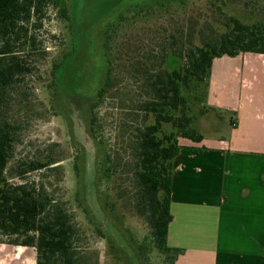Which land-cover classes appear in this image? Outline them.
I'll list each match as a JSON object with an SVG mask.
<instances>
[{"label":"rangeland","instance_id":"obj_1","mask_svg":"<svg viewBox=\"0 0 264 264\" xmlns=\"http://www.w3.org/2000/svg\"><path fill=\"white\" fill-rule=\"evenodd\" d=\"M89 1H67L69 20L58 9L46 8L42 26L32 33L35 50L25 47L32 72L12 92L7 111L18 128L11 163L48 154L56 159L51 169L32 172L25 180L41 184L70 215L83 264H168L151 246L145 221L133 207V136L145 120L139 108L150 98L149 77L164 68L165 55H183L189 46L213 40L224 31L228 17H244L246 22L264 18V0H223L217 2L219 8L210 0H91L90 18L101 16L102 23L95 34L89 35L88 27L84 35L95 36L102 46L87 59L84 51L76 55L73 36L82 34L78 18ZM62 62L56 72L54 66ZM53 71L60 78L55 89ZM106 83L99 105L91 110L97 90ZM206 89L199 85L194 91L198 98L189 97L201 134L215 117L205 106ZM217 114L229 120L228 114ZM91 116L97 140L88 132ZM107 156L105 167L111 173L101 179L96 169ZM77 162L78 176L73 168Z\"/></svg>","mask_w":264,"mask_h":264},{"label":"trees","instance_id":"obj_2","mask_svg":"<svg viewBox=\"0 0 264 264\" xmlns=\"http://www.w3.org/2000/svg\"><path fill=\"white\" fill-rule=\"evenodd\" d=\"M67 1L0 0V243L34 249L35 264H83L74 246L76 230L70 215L41 184L25 180L32 172L51 169L56 159L48 154L11 163L18 128L7 118L12 92L19 89L24 77L32 72L28 63L30 56L23 54L25 47L29 52L35 50L32 33L42 26L49 6L69 20ZM218 1L223 0H210L209 4L219 8ZM256 13L258 10L252 15ZM242 19L230 16L223 24L224 31L213 40L191 45L183 55L181 52L165 55L164 68L149 77L150 98L139 108L148 120L135 128L133 136L130 169L133 207L145 221L151 246L166 256L168 264H173L181 254V250L166 245L168 224L172 221L169 204L179 140L200 143L203 139L195 129L191 113V103L198 98L194 91L202 84L206 89L214 58L234 57L239 53L264 55V18L252 22ZM62 66L63 62L54 66V70L58 72ZM52 75L51 87L55 89L60 78L55 71ZM106 86L107 83L97 90L91 110L99 105ZM90 120L88 132L97 140L96 119L91 116ZM107 160L108 156L104 162L99 161L96 169L101 179H108L111 173L105 167ZM73 166L78 176V162ZM14 179L21 180L14 182ZM81 194L79 189L78 203ZM82 211L89 216L87 208L83 207Z\"/></svg>","mask_w":264,"mask_h":264},{"label":"crops","instance_id":"obj_3","mask_svg":"<svg viewBox=\"0 0 264 264\" xmlns=\"http://www.w3.org/2000/svg\"><path fill=\"white\" fill-rule=\"evenodd\" d=\"M207 80L215 117L200 143L179 140L166 245L173 264H264V55L216 57ZM35 258L0 243V264Z\"/></svg>","mask_w":264,"mask_h":264},{"label":"flooded vegetation","instance_id":"obj_4","mask_svg":"<svg viewBox=\"0 0 264 264\" xmlns=\"http://www.w3.org/2000/svg\"><path fill=\"white\" fill-rule=\"evenodd\" d=\"M90 3H91V0L89 1V4L86 6V8H84L82 14L81 13L79 14V18H78V20H79L78 21L79 22V27L78 28L79 29H78V31H80L82 34H80V35H76L75 34L73 36V39H74V42H73L74 47H73V49L76 51V55H81L80 52L84 51L87 54V59L90 58L91 52H93V50L95 48L99 51V49L102 46L101 43H100V40L96 41L95 36H86V35H84L85 32H86V29L88 27L90 28L89 35H91L92 32L95 34L96 33V28H98L99 23H102L101 21H99L102 18L101 16H98L99 20H97L96 17L94 18L92 15H91L92 18H94V19L90 18V14H91L90 12H91V10L93 9V6H94V4H92V3H91L92 5L90 6ZM89 6L91 7V9H90ZM89 9H90V11H89ZM87 18H88L89 21L87 20ZM103 21H105V20L103 19ZM76 29H77V27L75 28L74 33H78V31H76ZM75 36H78V37H75ZM77 38H79V41H76ZM79 62H81V61H79ZM79 62L75 60L74 64H76V63L79 64Z\"/></svg>","mask_w":264,"mask_h":264}]
</instances>
